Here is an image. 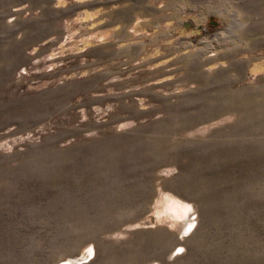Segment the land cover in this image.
I'll list each match as a JSON object with an SVG mask.
<instances>
[{
    "label": "rangeland",
    "instance_id": "obj_1",
    "mask_svg": "<svg viewBox=\"0 0 264 264\" xmlns=\"http://www.w3.org/2000/svg\"><path fill=\"white\" fill-rule=\"evenodd\" d=\"M118 3L158 92L60 75L80 6L0 0V264H264V0Z\"/></svg>",
    "mask_w": 264,
    "mask_h": 264
},
{
    "label": "crops",
    "instance_id": "obj_2",
    "mask_svg": "<svg viewBox=\"0 0 264 264\" xmlns=\"http://www.w3.org/2000/svg\"><path fill=\"white\" fill-rule=\"evenodd\" d=\"M62 1H68L69 6L81 7V10L69 19L73 22L78 20L77 26L84 25L88 28L86 36L99 37V41L94 39L87 42L86 36L70 38V35L59 43L53 51V55L58 59L78 57L76 65L72 64V60V63L64 65L67 70L62 69L61 76L91 77L98 75L101 76L102 85H111L113 90L116 86H123L121 91L130 93L152 87H157L153 90L158 92V86H167L166 84H170L168 82L177 78L174 73L166 76L161 71L164 65L159 61L166 54L164 50H162V54L152 56L155 47L158 49L172 47L174 43L171 44L168 42V38L163 37L157 39L158 43L151 46L153 42L151 33L139 32L140 23H145L144 19L141 21H136V18L130 20V16L123 18L122 21L116 19V14L125 8V5L119 4L118 0ZM94 25L99 29L94 30ZM137 37L142 38L136 39ZM53 40L48 38V43ZM172 61L175 60L172 59ZM171 67L174 69L176 66ZM60 68L61 66H58V70ZM115 76L119 77V80L111 81V78ZM175 90L173 91L175 92Z\"/></svg>",
    "mask_w": 264,
    "mask_h": 264
},
{
    "label": "bare ground",
    "instance_id": "obj_3",
    "mask_svg": "<svg viewBox=\"0 0 264 264\" xmlns=\"http://www.w3.org/2000/svg\"><path fill=\"white\" fill-rule=\"evenodd\" d=\"M179 205H180V204H179ZM170 208H171L172 210L176 211L177 214H178L179 216H181V215H180V210H178V204H173V202H172V203L170 204ZM184 209H185V208H184ZM186 210H187V209H186ZM186 210H185V211H186ZM190 224H191V222L188 223V226H191ZM188 226H185V229H186ZM185 229H183V226H182L181 230H185ZM65 264H69V263H65Z\"/></svg>",
    "mask_w": 264,
    "mask_h": 264
}]
</instances>
